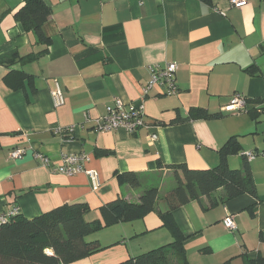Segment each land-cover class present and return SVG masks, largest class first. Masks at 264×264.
Here are the masks:
<instances>
[{"label":"crops","instance_id":"obj_1","mask_svg":"<svg viewBox=\"0 0 264 264\" xmlns=\"http://www.w3.org/2000/svg\"><path fill=\"white\" fill-rule=\"evenodd\" d=\"M25 1L0 0V215L16 206L32 219L80 202L90 208V222L100 221L110 202L139 201L137 188L115 178L137 173L141 186L159 189L155 211L111 227L96 238L105 250L74 263L118 264L174 242L161 219L169 210L162 189L169 178L176 182L167 166L213 169L236 137L240 153L229 155L228 165L249 163L256 196L228 198L220 188L172 215L188 264H264V139L257 136L264 122V0L241 8L231 0H44L52 10L44 27L49 44L16 20ZM44 50L29 62L1 63ZM167 63L178 65V93L154 87L144 96L150 68ZM11 71L23 74L17 89L7 81ZM58 86L64 104L56 107ZM235 93L248 100L242 114L230 104ZM116 98L143 105L150 128L97 132L94 121ZM196 108L213 117L185 120ZM15 149L25 150L22 159L10 158ZM244 152L256 156L249 160ZM71 153L90 155L86 168L99 175L97 191L86 173H53L36 157L56 164ZM228 217L235 231L225 228ZM170 258L182 264L173 251Z\"/></svg>","mask_w":264,"mask_h":264},{"label":"trees","instance_id":"obj_2","mask_svg":"<svg viewBox=\"0 0 264 264\" xmlns=\"http://www.w3.org/2000/svg\"><path fill=\"white\" fill-rule=\"evenodd\" d=\"M51 14L52 10L44 0H26L15 18L27 32L37 36L38 43L49 44L50 38L45 34L44 27ZM45 52L26 56L14 54L1 63L11 67L17 62L32 61ZM22 75L14 71L8 74L11 88L17 89L21 85ZM212 117L205 109L196 108L189 111L185 120H209ZM239 153V142L233 137L221 148L220 163L213 169L192 170L186 164L168 165L174 171L176 186L166 195L169 210L161 214V219L172 233L174 242L118 264H172L171 251L182 264H188L184 236L172 212L204 196L211 197L220 188L224 189L228 198L245 193L256 196L249 163L246 162L244 169H231L228 165L227 157ZM115 178L120 186H141L140 176L134 172H116ZM158 197V187H148L136 203L119 199L103 206L100 209L101 220L94 222L88 220V205L80 202L60 206L32 219L20 212L6 224H0V264H74L89 258L105 250V247L97 239L87 238L104 228L144 218L155 211Z\"/></svg>","mask_w":264,"mask_h":264},{"label":"built area","instance_id":"obj_3","mask_svg":"<svg viewBox=\"0 0 264 264\" xmlns=\"http://www.w3.org/2000/svg\"><path fill=\"white\" fill-rule=\"evenodd\" d=\"M231 5L236 8L244 7L246 0H231ZM178 65L176 63H167L164 66H152L150 68L151 78L144 89V96H147L154 87L165 88L167 95H176L178 86L176 83V73ZM56 107L64 104V97L59 86L52 92ZM247 98L239 93H235L231 97L230 104L234 107L237 114H242L247 111ZM95 130L97 132H113L124 130L129 134H134L143 128H150L147 122V116L143 105H134L126 103L119 98L113 99L112 103L106 108V114L94 121ZM74 127L67 129H59L58 133L71 132ZM155 138V136H152ZM25 150L15 149L10 153V158L13 160L22 159ZM242 155L246 159H253L256 156L254 152H244ZM36 157L42 165L50 169L53 173H58L66 176H75L81 173H86L92 183V188L97 191L100 186V178L97 172L87 169V165L92 161L90 155L85 153H71L63 155L61 161L54 164L51 159L45 155L37 154ZM20 214L19 207H13L11 211L0 215V224H6L8 220ZM224 226L230 231H235L237 226L232 217L224 220Z\"/></svg>","mask_w":264,"mask_h":264},{"label":"rangeland","instance_id":"obj_4","mask_svg":"<svg viewBox=\"0 0 264 264\" xmlns=\"http://www.w3.org/2000/svg\"><path fill=\"white\" fill-rule=\"evenodd\" d=\"M262 117H263V119H264V114H262ZM259 135H260V139H261V140L264 139V122H261V128H260V130L258 131V135H257V136H259ZM253 136H255V135L251 134V135H248L246 138H249V139H251V141H252V137H253ZM249 139H248V140H249ZM175 186H176V182H175L174 178H171V180H170V178H169V180L166 181L165 187L162 189V194H164V193H166V192H169V191L172 190ZM144 190H146V185H145V186L142 185L140 188H137V189H136V191H138L140 194H142ZM115 226H116V225H115ZM112 227H113V226H112ZM111 229H115V228H111V227H109V228H104L103 230H101V231L95 233L94 235L90 236V237L87 238V239H88V240H89V239H90V240H91V239H96L98 236H101V235L103 236V235L109 233V231H111Z\"/></svg>","mask_w":264,"mask_h":264}]
</instances>
